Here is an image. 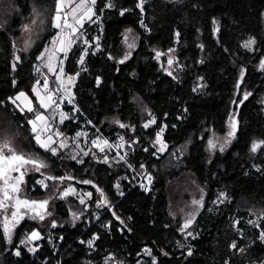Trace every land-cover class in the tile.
<instances>
[{
  "label": "trees",
  "instance_id": "1",
  "mask_svg": "<svg viewBox=\"0 0 264 264\" xmlns=\"http://www.w3.org/2000/svg\"><path fill=\"white\" fill-rule=\"evenodd\" d=\"M5 1L0 0L2 126L20 132L46 155L52 171L31 175L28 194L42 197L53 191V182L71 181L91 190L92 198L88 206L73 196L60 199L53 235L25 220L7 242L0 225V264H248L233 224L239 217L264 216V0H143L142 6L139 0H96L99 19L88 26L90 37L99 36L100 49L89 53L82 68L83 45L75 44L65 68L79 73L73 95L82 109L111 138L122 133L128 150L125 159L111 148L94 146L95 133L89 130L92 147L80 155L82 163L37 143L31 124L38 113L50 111L34 89L43 81L39 58L60 29L59 0ZM33 23L40 28L26 49L24 29ZM129 29L138 44L125 58ZM250 37L255 39L252 51L243 45ZM170 49L181 65L166 73L157 53ZM20 91L38 106L31 111L14 107L11 98ZM151 114L159 125L169 123V146L161 155L153 143L157 129L143 131ZM233 115L235 138L210 154L211 134H225ZM67 123L70 130L79 125L73 118ZM252 162L260 170L248 175L245 165ZM134 168L154 175L151 191L128 183ZM184 174L207 190L189 226L170 207V182ZM41 175L48 177L45 188L33 181ZM99 192L108 199L99 198ZM220 193L226 198L215 212L212 200ZM37 229L43 236L30 246L24 239ZM189 230L194 235H187ZM95 234L90 247L87 241ZM251 253L264 261V242L256 240Z\"/></svg>",
  "mask_w": 264,
  "mask_h": 264
},
{
  "label": "rangeland",
  "instance_id": "2",
  "mask_svg": "<svg viewBox=\"0 0 264 264\" xmlns=\"http://www.w3.org/2000/svg\"><path fill=\"white\" fill-rule=\"evenodd\" d=\"M142 2L143 0H139L141 6ZM81 3L84 7L86 6V8L81 13L78 12L75 15H70V13L65 11L63 0H59L57 15L60 17L61 26L39 58L38 66L39 69L43 71V81L38 83L34 89V94L40 105L46 110L50 109V111L49 113L40 112L31 120L33 130V122H35L34 132L36 137L38 135L40 137V141L37 140V143L41 146L42 143L47 144V147H43L49 148L50 150L55 149V153L65 151L66 153H69L70 157L76 158L79 163H82L83 161V158L80 157V155H83L92 147L89 142L90 132L88 129L82 128L80 125H76L71 130L69 129L67 122L72 119L73 111L53 104L52 100H49L47 88L50 84L59 83L62 80L65 87L75 95L79 73L71 75L67 72L65 68L66 66H64V53L67 52L69 56L71 49L75 44H82L83 51L80 58V66L85 68L87 66L89 53L100 49L99 36L93 34V37H90V28L88 26L90 24H96L99 19L96 14V0L94 4L91 0H82ZM89 9H91V11H89ZM63 16H70V18H74L73 22H75L73 23V30L71 31L66 44L63 40L64 34L61 31V19ZM142 24L145 29H149L144 19H142ZM39 28L40 25L37 23L29 24L25 27L22 44L26 49L31 46ZM249 41H254V43L251 44L250 47H245V44ZM137 44L136 32L133 29L127 30L124 34V46L126 49L124 55L125 58H128V56L132 54ZM243 45L246 50L252 51L255 48V39L250 37ZM157 56L158 59H160V64L164 66V71L166 73H173L172 68L176 65L179 67L181 65L175 49H170L166 52H158ZM169 61H171V63H169ZM262 67H264V64H262ZM45 70L46 72H44ZM45 85H47V87H45ZM21 93L24 95L21 96ZM37 93H39V95H37ZM17 97L20 98L17 99ZM11 100L12 103L15 101V103H13L14 107L19 108L20 110H29V107L33 110L38 106L33 97L26 91L18 92L11 98ZM41 100H43L44 104L48 106H43ZM38 116H41L44 119L39 120L37 119ZM3 121L4 119L0 112V149H3L4 155H12L13 153L9 151V149H12L16 155H22L26 160L35 161L34 164L27 163L19 166V171L9 172V176L11 177V179L8 180L9 185L15 184L16 178L23 174L22 182L19 185V192L13 193L10 188L8 189L9 196L12 197L11 199L4 200L3 189L5 185L4 180L0 179V200H4V205H6H0V225L3 236L7 242L11 241L17 233L19 226L24 223L25 220L35 222L44 228L46 227L49 234L53 235L51 228L59 224V221L54 219L57 202L60 199H68L70 196H73L74 198H77L81 204L84 203L85 206H88L87 204L92 198V191L79 184L72 183L71 181H56L53 182V191L47 193L45 196L33 197L28 194V179H30L31 175H34L37 172L52 173L50 169V160L46 155L34 150L30 141L20 132L3 128ZM113 122L119 124L117 118L113 119ZM233 124H235L234 135H230V133L233 132ZM237 124L238 120L236 116L233 115L229 123L228 131L225 134H211L208 141L210 154H213L216 150H224L231 144L236 136ZM168 125L169 123L167 121H162L159 125V120L156 114H151L149 119L143 124V131H149L152 127L157 129L153 143L156 145V154L158 155L163 154L169 146V142L165 138ZM116 136L123 141L122 152L126 155L128 148L124 135L119 131H116ZM49 137H51V140L48 139ZM257 144L260 145L261 143L258 142ZM5 145H8V147H4ZM61 145L64 146L61 147ZM103 148H105V146ZM259 170L260 165L257 162L245 165V172L248 175L257 173ZM33 181L35 184H41L44 188L49 183L46 175H41ZM169 193L170 207L173 216L182 218L186 226L192 224L204 206L205 197L207 195L206 188L201 185L194 176L184 174L180 178L170 182ZM102 197H105V200L108 199L107 195H102V193L99 192V198ZM225 198V195L220 193L214 200H212V207H215V212H218L219 207L223 204ZM17 200L28 201L32 206L28 207L21 205L19 206V211H17ZM33 202L35 203L33 204ZM44 202L47 203L41 208L39 205ZM13 213H16L15 219H13ZM41 217L43 218L41 219ZM63 223H65V220ZM233 229L238 232L239 237L243 240L241 251L247 258L248 264H264V261L252 259L253 255L251 253V248L256 240L260 239L264 242V216L260 214H251L246 218L239 217L234 221ZM33 233H38L40 238L43 236L42 232L38 229L30 233V235L24 239L25 242L30 244V246H33L34 242L38 240L32 238ZM187 235H194V231L189 230ZM97 238L98 235L95 234L87 241V244L90 247L94 246ZM232 241L231 245L235 246L237 241Z\"/></svg>",
  "mask_w": 264,
  "mask_h": 264
},
{
  "label": "built area",
  "instance_id": "3",
  "mask_svg": "<svg viewBox=\"0 0 264 264\" xmlns=\"http://www.w3.org/2000/svg\"><path fill=\"white\" fill-rule=\"evenodd\" d=\"M74 18L70 16H63L61 19L62 27L61 31L64 34L63 40L65 44L68 40V37L73 30ZM71 25V27H68ZM68 58V53H64V66L66 65V60ZM47 94L51 97L53 104H56L59 107L67 108L70 107L73 111V120L82 128L88 129L91 132L95 133L93 144L96 147L111 148L121 157L125 158L122 152L123 141L120 138L113 139L101 127L95 123L92 118L82 109V107L77 102L73 93H71L64 85L63 81L57 83L56 85H49L47 88ZM105 141L107 143H105ZM104 145V146H103ZM126 159V158H125ZM135 176L128 178V183L131 187H139L142 190L149 192L153 189L155 185V177L152 173H145L136 168H134Z\"/></svg>",
  "mask_w": 264,
  "mask_h": 264
},
{
  "label": "snow or ice",
  "instance_id": "4",
  "mask_svg": "<svg viewBox=\"0 0 264 264\" xmlns=\"http://www.w3.org/2000/svg\"><path fill=\"white\" fill-rule=\"evenodd\" d=\"M91 2L94 4L95 3V0H91ZM111 6V5H109ZM89 11H91V9H89ZM57 24H56V27H60V23H59V20H60V17L59 15H57ZM68 27H71V25H68ZM254 41H249L247 44H245V47H250L251 44H253ZM169 63H171V61H169ZM45 87H47V85H45ZM21 96H23L24 94L21 93L20 94ZM37 95H39V93H37ZM20 97H17V99H19ZM246 98V97H245ZM49 100H51V97H49ZM13 103H15V101H13ZM41 104L45 107H47L48 105L44 104L43 100H41ZM31 107H29V111H31ZM37 119L39 120H43L44 118L41 117V116H38ZM34 124V130H35V122H33ZM233 132L230 133V135H234V130H235V124H233ZM38 141H40V137L39 135L36 137ZM49 140H51V137L48 138ZM105 143H107L105 141ZM42 146L44 147H47L48 145L47 144H44L42 143ZM64 145H61V147H63ZM4 147H8V145H5ZM260 147L259 144H253L252 146V150L253 151H256V149ZM53 153H55V149H51ZM9 151H11L13 154L10 155V156H6L4 155V152H3V149H0V179H3L4 180V189H3V194H4V200H8V199H11L12 197L9 196V191L8 189L10 188L11 191L13 193H16V192H19L20 188H19V185L20 183L22 182V177H23V174H21L20 177L16 178V183L15 184H12V185H9L8 184V180L11 179V177L9 176V172L11 171H19V166H22L23 164H27V163H35V161H29V160H26L22 155H16L14 150L12 149H9ZM101 151H103V149H101ZM67 194V193H66ZM4 200H0V205H4ZM35 202H33L34 204ZM47 202H44L42 204H40L39 206L41 208H43L45 205H46ZM28 206V207H31L32 205L29 204L28 201H21V200H17V211H19V206ZM6 206V205H4ZM16 218V213H13V219ZM43 217H41L42 219ZM6 230H7V226H6ZM32 238L33 239H39V234L38 233H33L32 234ZM17 255H19V253H17Z\"/></svg>",
  "mask_w": 264,
  "mask_h": 264
},
{
  "label": "crops",
  "instance_id": "5",
  "mask_svg": "<svg viewBox=\"0 0 264 264\" xmlns=\"http://www.w3.org/2000/svg\"><path fill=\"white\" fill-rule=\"evenodd\" d=\"M82 0H63V5L65 8V11L75 15L78 12H82L86 6L84 7L81 3Z\"/></svg>",
  "mask_w": 264,
  "mask_h": 264
},
{
  "label": "bare ground",
  "instance_id": "6",
  "mask_svg": "<svg viewBox=\"0 0 264 264\" xmlns=\"http://www.w3.org/2000/svg\"><path fill=\"white\" fill-rule=\"evenodd\" d=\"M75 23V22H74Z\"/></svg>",
  "mask_w": 264,
  "mask_h": 264
}]
</instances>
